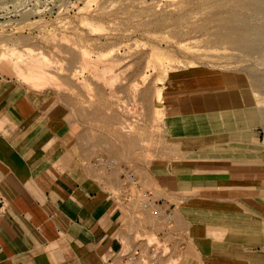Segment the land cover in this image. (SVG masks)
I'll use <instances>...</instances> for the list:
<instances>
[{
  "label": "crops",
  "instance_id": "1",
  "mask_svg": "<svg viewBox=\"0 0 264 264\" xmlns=\"http://www.w3.org/2000/svg\"><path fill=\"white\" fill-rule=\"evenodd\" d=\"M161 94V152L138 177L172 210L166 232L91 169L70 107L0 63V264H106L126 241L143 248L141 219L166 237L163 264H264V130L244 79L196 68Z\"/></svg>",
  "mask_w": 264,
  "mask_h": 264
},
{
  "label": "rangeland",
  "instance_id": "2",
  "mask_svg": "<svg viewBox=\"0 0 264 264\" xmlns=\"http://www.w3.org/2000/svg\"><path fill=\"white\" fill-rule=\"evenodd\" d=\"M234 1L241 0H0V63L26 87L66 103L95 156L131 169L147 191L138 175L161 152L158 96L166 81L196 68L237 73L264 130V62L225 39L229 15L240 11ZM128 199L140 218L139 198ZM144 225L138 221V230ZM138 230L133 240L143 248L157 243Z\"/></svg>",
  "mask_w": 264,
  "mask_h": 264
},
{
  "label": "built area",
  "instance_id": "3",
  "mask_svg": "<svg viewBox=\"0 0 264 264\" xmlns=\"http://www.w3.org/2000/svg\"><path fill=\"white\" fill-rule=\"evenodd\" d=\"M90 167L94 171L105 172L110 175L119 174L124 183L122 189L124 197L129 198L128 200L138 197L140 209L143 212L149 213L154 221L159 224L163 232L169 230L172 222V210L161 208L151 198L150 193L140 190L138 179L133 172L120 168L115 160L103 155L95 156L90 161ZM132 190L136 192L132 193ZM154 236L157 238V243L147 245L145 248H128L124 245L118 252L106 260V264H163L169 252L168 242L163 234H155Z\"/></svg>",
  "mask_w": 264,
  "mask_h": 264
},
{
  "label": "bare ground",
  "instance_id": "4",
  "mask_svg": "<svg viewBox=\"0 0 264 264\" xmlns=\"http://www.w3.org/2000/svg\"><path fill=\"white\" fill-rule=\"evenodd\" d=\"M234 2L236 3V1ZM236 4L238 5L239 2ZM239 5V7H237L236 5L234 6L240 8V11H237L238 13H235V11V14H231L232 17L229 15L230 19L228 18L229 21H227V23H229L227 24V26H229L228 29H230L231 31L229 35L231 36H228L225 39L228 38V40H230V46H234L236 49L235 51H238L239 53H244L246 55L249 54V56L251 54L254 56V58L257 57V62L259 60L262 63L264 62V0H241ZM246 12L249 14V16ZM245 14L249 17L250 21H259L260 18L258 19V16H262L261 18L263 20L260 19L261 21L259 22H250ZM250 14L252 16L254 15V17H257V19H251ZM260 82L261 81H259V83ZM260 95L262 94L260 93ZM158 97L159 101L163 100L162 94H159ZM262 100H264V97H261V102Z\"/></svg>",
  "mask_w": 264,
  "mask_h": 264
}]
</instances>
